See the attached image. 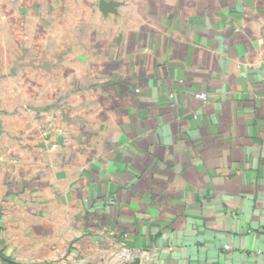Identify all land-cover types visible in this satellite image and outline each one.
<instances>
[{
  "label": "crops",
  "instance_id": "obj_1",
  "mask_svg": "<svg viewBox=\"0 0 264 264\" xmlns=\"http://www.w3.org/2000/svg\"><path fill=\"white\" fill-rule=\"evenodd\" d=\"M11 12L0 264H264V0Z\"/></svg>",
  "mask_w": 264,
  "mask_h": 264
},
{
  "label": "rangeland",
  "instance_id": "obj_2",
  "mask_svg": "<svg viewBox=\"0 0 264 264\" xmlns=\"http://www.w3.org/2000/svg\"><path fill=\"white\" fill-rule=\"evenodd\" d=\"M16 4V0H0V77L9 76L12 63V27L10 22L11 5Z\"/></svg>",
  "mask_w": 264,
  "mask_h": 264
},
{
  "label": "built area",
  "instance_id": "obj_3",
  "mask_svg": "<svg viewBox=\"0 0 264 264\" xmlns=\"http://www.w3.org/2000/svg\"><path fill=\"white\" fill-rule=\"evenodd\" d=\"M195 98L198 99L201 102H206L208 100V97L205 93H197L195 94ZM3 162V157L0 156V164ZM225 249H229L228 246H225ZM125 252V251H124ZM128 254V252H125V255Z\"/></svg>",
  "mask_w": 264,
  "mask_h": 264
},
{
  "label": "water",
  "instance_id": "obj_4",
  "mask_svg": "<svg viewBox=\"0 0 264 264\" xmlns=\"http://www.w3.org/2000/svg\"><path fill=\"white\" fill-rule=\"evenodd\" d=\"M100 6H101V7H109V8H110V7H112L113 5L110 4V3L106 4V3H102V2H101V3H100Z\"/></svg>",
  "mask_w": 264,
  "mask_h": 264
}]
</instances>
